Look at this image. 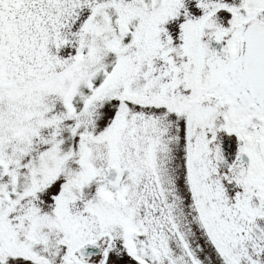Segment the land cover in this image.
Returning <instances> with one entry per match:
<instances>
[{
  "label": "snow or ice",
  "instance_id": "snow-or-ice-1",
  "mask_svg": "<svg viewBox=\"0 0 264 264\" xmlns=\"http://www.w3.org/2000/svg\"><path fill=\"white\" fill-rule=\"evenodd\" d=\"M0 264H264V0H0Z\"/></svg>",
  "mask_w": 264,
  "mask_h": 264
}]
</instances>
